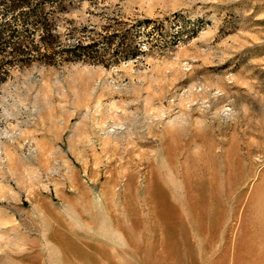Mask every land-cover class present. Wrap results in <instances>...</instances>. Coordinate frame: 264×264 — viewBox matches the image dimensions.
Masks as SVG:
<instances>
[{
	"label": "rangeland",
	"instance_id": "374dc122",
	"mask_svg": "<svg viewBox=\"0 0 264 264\" xmlns=\"http://www.w3.org/2000/svg\"><path fill=\"white\" fill-rule=\"evenodd\" d=\"M7 1L0 264H264V0Z\"/></svg>",
	"mask_w": 264,
	"mask_h": 264
},
{
	"label": "trees",
	"instance_id": "16d2710c",
	"mask_svg": "<svg viewBox=\"0 0 264 264\" xmlns=\"http://www.w3.org/2000/svg\"><path fill=\"white\" fill-rule=\"evenodd\" d=\"M54 3V8H60L64 1L63 0H53ZM7 7L10 9H18V8H23L27 7L26 5V0H8L7 1ZM42 4L38 5V9L32 10V12H36L37 14H33L36 18L35 22H36V28L39 30V41L41 42L42 46L44 48L49 47L51 45V43L55 40V36L51 33V31L53 30L54 24L52 23V21L47 20L46 18L42 17L41 10H42ZM28 9V8H27ZM148 19H145L144 22H148ZM1 43V41H0ZM90 44V43H88ZM21 46L23 45L22 41H17L15 43V45L12 47L9 57L11 60H15V61H28L30 56H32L31 53H26L25 50H23L21 48ZM76 48L82 47V45H76ZM38 54H42V53H38ZM44 56H46L47 54H43Z\"/></svg>",
	"mask_w": 264,
	"mask_h": 264
}]
</instances>
